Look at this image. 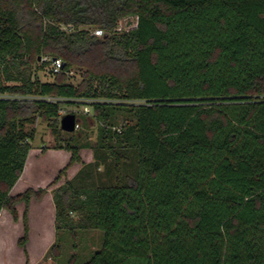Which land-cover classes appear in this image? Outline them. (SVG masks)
Returning <instances> with one entry per match:
<instances>
[{"label":"trees","instance_id":"1","mask_svg":"<svg viewBox=\"0 0 264 264\" xmlns=\"http://www.w3.org/2000/svg\"><path fill=\"white\" fill-rule=\"evenodd\" d=\"M45 56L62 61L60 74ZM46 69L52 81L40 79ZM66 106L91 107L116 176L55 190V229L73 250L78 231L102 233L99 250L66 264H264V0H0V213L18 222L26 205L27 257L29 205L48 193L11 195L28 127L46 124L71 154L57 184L82 163L75 132L86 122L66 135Z\"/></svg>","mask_w":264,"mask_h":264},{"label":"rangeland","instance_id":"2","mask_svg":"<svg viewBox=\"0 0 264 264\" xmlns=\"http://www.w3.org/2000/svg\"><path fill=\"white\" fill-rule=\"evenodd\" d=\"M135 19H125L121 21L119 30L127 31L134 27L136 24ZM29 74V71H27ZM40 79L45 81H52L53 75L46 69L44 72H40ZM70 83L74 86H78L83 80V73L79 71H73L69 75ZM62 111L65 115L72 114L77 115V130L78 124H82V118L84 117L86 124L80 127V132L77 134L76 145H83L80 152L82 163L76 164L69 168L66 174L56 184L54 181L58 178L60 172L64 170L70 162L71 154L65 150L56 149L58 142L56 141L52 131L48 126L41 121H38L37 125L28 127V131H34V139L31 142L32 150L29 153L28 160L25 167L24 179H27V183L33 184V188L47 189L48 196L45 198L44 207L47 214V220L44 222L36 221L34 226L33 246H32V259L24 255V249L18 245L19 240L24 235L23 215L26 210L24 203L20 204V216L21 222L19 226H15L12 215L7 211L1 212L0 221H7L5 227L0 225V264H66L67 261L73 255H79L80 259H88L92 253L99 250L102 246V233L99 231H78L77 234V250H73V245L70 241V236L67 234L57 235L55 229V217L56 211L53 202V195L55 190L64 185L66 182L73 184L75 188H98V187H111L115 184V162L111 160L107 154L97 147V125L91 120L92 109L90 106H81L79 108L74 106L63 107ZM61 123V122H60ZM66 135L70 133L64 132ZM74 134V133H72ZM64 136L63 140L70 139V136ZM63 143V142H62ZM122 151V148H118ZM128 157L130 162L126 166V174H134L136 166V154L128 151ZM29 188L28 185L21 188ZM25 192V191H24ZM23 192V193H24ZM13 193V194H12ZM12 196L19 194H14ZM22 194V193H21ZM34 199V198H33ZM37 200V199H35ZM32 201V200H31ZM30 208V205H29ZM74 221L78 218L76 215H72ZM17 223V222H16ZM41 225V226H40ZM40 228L38 229V227ZM40 231H43L45 236L42 243ZM4 241L1 240L2 236ZM60 246L61 259L58 261L55 258L53 248L56 245ZM44 252L43 256L39 257L37 252Z\"/></svg>","mask_w":264,"mask_h":264},{"label":"crops","instance_id":"3","mask_svg":"<svg viewBox=\"0 0 264 264\" xmlns=\"http://www.w3.org/2000/svg\"><path fill=\"white\" fill-rule=\"evenodd\" d=\"M24 176H25V170H24V173L22 175V177L20 178V180L18 181V183L16 184V186L14 187V189L12 190V192H16L14 194H21L23 193L24 191H26L27 189H23L21 190V188H23L24 186L28 185L29 188H33V184L30 185L29 183H27V179L25 178L24 179ZM34 190H37L35 188H33ZM13 194V193H12ZM15 196V195H14ZM48 196V194H46L41 200H35V199H32L31 203H30V208H29V214H28V219H29V228H30V233H29V242L26 246V249H27V252H28V255L29 257L32 259L34 256L32 255V246H33V236H34V226H36V221H39V222H44L45 220H47V214H46V211H45V207H44V202H45V198ZM20 204L17 206V210H18V214H19V221L16 223L14 221V224L15 226H19V222H21V216H20ZM5 211V210H4ZM7 223V221H0V225H3V227H5V224ZM41 226V225H40ZM40 226L38 227V229L40 228ZM40 235V238H41V242L44 243L45 241H43L44 239V232L43 231H40V233H38ZM6 235H3L1 240L4 241V237ZM21 248V247H20ZM44 252H41V251H38L37 252V255H39V257L43 256ZM25 255V253H24Z\"/></svg>","mask_w":264,"mask_h":264},{"label":"built area","instance_id":"4","mask_svg":"<svg viewBox=\"0 0 264 264\" xmlns=\"http://www.w3.org/2000/svg\"><path fill=\"white\" fill-rule=\"evenodd\" d=\"M93 34H94L95 36H97V37H103V36H104V32H103L102 30H99V29L95 30V31L93 32ZM42 62H43L44 64H46V65L49 67L50 71H51L54 75H55V74H60V73H61V70H62V67H63V63H62L61 60L53 59V58H51V57L45 56V57L42 58ZM60 115H61V116H64L65 114H64L63 111H61V112H60ZM0 217H1V213H0Z\"/></svg>","mask_w":264,"mask_h":264},{"label":"water","instance_id":"5","mask_svg":"<svg viewBox=\"0 0 264 264\" xmlns=\"http://www.w3.org/2000/svg\"><path fill=\"white\" fill-rule=\"evenodd\" d=\"M61 130L66 133H74L77 130V118L75 115L68 114L61 119Z\"/></svg>","mask_w":264,"mask_h":264}]
</instances>
